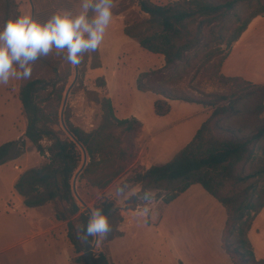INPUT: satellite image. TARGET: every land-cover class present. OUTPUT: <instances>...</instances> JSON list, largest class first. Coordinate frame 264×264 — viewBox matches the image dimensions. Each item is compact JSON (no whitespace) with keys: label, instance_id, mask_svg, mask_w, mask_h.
<instances>
[{"label":"trees","instance_id":"16d2710c","mask_svg":"<svg viewBox=\"0 0 264 264\" xmlns=\"http://www.w3.org/2000/svg\"><path fill=\"white\" fill-rule=\"evenodd\" d=\"M133 2L147 18L126 25L124 34L147 51L163 55L165 61L163 68L141 73L137 79L139 91H151L162 97L153 102L154 114L167 116L171 112L170 100L210 107L211 113L193 139L171 160L148 169L133 170L124 179L119 189L126 182L124 191L138 185L141 187L138 194L127 200V209L135 210L141 205L138 202L143 199L145 190L150 201L152 190L163 185L168 189L169 185L178 183L168 197L156 194L168 204L192 185H200L226 210L222 247L232 263L264 264L263 259H256L248 237L254 220L264 208V84L221 73L233 46L256 18L264 17V0H176L167 5H158L151 0ZM16 8L15 0H0L3 22L20 15L17 10L12 13ZM211 35L212 39L206 41ZM98 64L94 67L100 66ZM213 65L218 81L231 84L235 91L230 94H196L198 89L185 90L181 86L189 75L194 77ZM169 67L173 70L163 72ZM52 73L57 74V79L50 82L38 76L20 81L19 100L27 120L24 137L40 153L49 154L47 162L29 173L26 184L34 186L42 182L52 187L50 198H60L64 206L62 211L56 212V218L66 222L68 237L76 252L80 253L81 242L74 233L75 224L79 223L81 229L90 213L81 211L72 191L71 179L80 166L82 154L79 146L61 129L59 115L70 73L67 69L60 75L57 67H52ZM153 76H158L159 81L150 79ZM99 86L104 87L105 82L102 80ZM96 100L101 105L102 114L101 123L95 130L86 132L75 126L67 111L63 118L90 157L81 176H86L98 187H104L131 162L124 143L141 127V122L135 117L118 118L107 93L101 100ZM44 138L51 141L47 147L41 143ZM16 143L8 141L0 145V165L6 162ZM252 162L258 163L256 168L244 174V166ZM24 184L18 181L16 187L21 190ZM239 184L246 185L228 189L230 185ZM42 201L26 199L25 204L37 206ZM98 206H103L112 229L106 240L121 237L120 226L124 217L120 207L105 197L100 198L94 208ZM93 239L89 237L83 242L87 246ZM95 262L108 264L103 253Z\"/></svg>","mask_w":264,"mask_h":264},{"label":"rangeland","instance_id":"374dc122","mask_svg":"<svg viewBox=\"0 0 264 264\" xmlns=\"http://www.w3.org/2000/svg\"><path fill=\"white\" fill-rule=\"evenodd\" d=\"M15 1L17 8L13 9L12 13L17 10L20 15H32L30 0ZM153 1L168 2V0ZM32 2L34 18L40 22H46L58 11L70 10L77 14L81 10V0H32ZM113 12V19L106 29L105 38L96 53L97 57L94 52L83 54L82 62L78 65L76 80H74L75 66L70 65L63 58V54L57 55L55 52L41 58L32 66L31 78L38 76L50 82L57 79V74L52 73V67H57L60 75L68 69L70 76L66 80L59 115L61 118L63 110L64 117L67 111L71 122L86 132L95 130L100 125L102 109L96 99L101 100L106 93L111 98L116 116L120 117L125 112L124 117H132L136 114L142 120L137 118L141 122V127L124 143L131 162L104 187H98L86 176H81L90 161L87 152L86 165L77 175L84 163V152L79 147L82 154L81 162L71 179V186L73 191L75 181L76 195L74 192L73 194L81 211L86 210L90 213L95 203L105 197L114 200L124 217L120 226L123 231L121 237L113 241L97 238L94 259L103 253L108 264H179L163 241L158 228L150 224L152 214L158 218L166 205L163 197L160 198L156 194L168 197L178 183L169 185L168 189L163 185L158 190H152L153 198L150 201L139 199L138 203L141 205L135 210L127 209V200L132 195L138 194L140 185L123 192L119 190V186L133 170L148 169L152 165L171 160L193 139L202 123L210 116L211 108L173 101V111L168 118L156 116L153 102L162 97L151 91L147 94L150 97H139L143 94L139 93L137 79L141 73L163 68L164 57L142 49L137 41L124 34L126 25L147 18L133 0H116ZM3 17L1 13L0 24L3 22ZM218 25L217 23L215 29ZM211 39L212 35L206 41ZM97 63L100 66L94 67ZM207 67L194 77L189 75L181 86L185 90L198 89L196 94L200 92L230 94L236 90L231 84L226 85L218 81L213 73L214 65ZM172 70L173 68L169 67L163 72ZM158 78V76L150 77L153 81H159ZM102 80L105 82L104 87L99 86ZM20 81L12 79L7 85L0 86V145L8 141L17 142L5 162V167L0 168V248L6 246L0 251V264H86L82 256L86 245L79 238L81 235L79 223L76 222L74 233L81 242L80 253L76 252L68 237L66 222L57 221L56 212L62 211L64 206L60 198H50L52 187L42 182L34 186L26 184L29 173L47 162L49 154L40 153L24 137L27 120L19 100ZM70 87L63 109L64 99ZM60 127L69 136L63 129L62 123ZM41 143L47 147L51 141L44 138ZM257 164V162L246 164L244 174L253 171ZM240 171L242 172L243 169L241 168ZM18 181L25 183L21 190L16 187ZM243 185H230L228 189ZM26 199L43 201L37 206H27ZM144 207H148L149 211L148 215L143 217L137 211H142ZM36 220L42 224L46 232L35 234ZM8 226H12L10 232L5 231Z\"/></svg>","mask_w":264,"mask_h":264},{"label":"crops","instance_id":"0c3cea01","mask_svg":"<svg viewBox=\"0 0 264 264\" xmlns=\"http://www.w3.org/2000/svg\"><path fill=\"white\" fill-rule=\"evenodd\" d=\"M151 1L158 5H167L176 0H168L165 3ZM221 73L227 77H242L255 84H264V17L256 18L233 46L222 65ZM139 93L143 94L139 97L147 98L148 96V92L139 91ZM173 101L175 100L169 101L171 112L165 116L167 118L173 111ZM124 113L120 117L117 116L119 118L135 117L141 120L136 114L132 117H124ZM0 166L4 168L5 163ZM137 212L142 213L143 210ZM141 216L144 217V215ZM226 220L227 213L223 205L200 185H192L172 202L166 204L158 218L152 214L150 224L158 228L163 241L179 264H233L222 247V234ZM34 229H36L35 234L44 231L38 220L34 222ZM11 230L12 226H8L5 231ZM248 237L254 247L256 259L264 260V208L254 220ZM3 247L0 251L5 249Z\"/></svg>","mask_w":264,"mask_h":264},{"label":"clouds","instance_id":"9594fccd","mask_svg":"<svg viewBox=\"0 0 264 264\" xmlns=\"http://www.w3.org/2000/svg\"><path fill=\"white\" fill-rule=\"evenodd\" d=\"M116 0H81V10L52 14L40 22L30 14L7 18L0 24V86L10 80H29L33 65L55 51L70 65H79L83 54L98 51L110 25ZM127 182L119 189L123 192ZM143 199H150L145 190ZM144 207L140 215L148 214ZM112 229L103 206L90 211L86 225L80 229V239L107 238Z\"/></svg>","mask_w":264,"mask_h":264},{"label":"water","instance_id":"95a60500","mask_svg":"<svg viewBox=\"0 0 264 264\" xmlns=\"http://www.w3.org/2000/svg\"><path fill=\"white\" fill-rule=\"evenodd\" d=\"M30 3H31V6H32V16L34 17V4L32 2V0H30ZM75 66V79H77V76H78V65H74ZM75 83V81L72 83L71 87L73 86V84ZM71 87L68 89L67 93H66V97L64 99V103H63V109L65 107V103H66V99H67V96H68V92L69 90L71 89ZM63 110L61 112V123H62V127L63 129L67 132V134L70 136V138L82 149V151L84 152V163L82 165V167L80 168V170L78 171L77 175L82 171V169L85 167L86 165V161H87V153H86V150L85 148L83 147V145L76 139V137L70 132V130L67 128V126L65 125V122H64V119H63ZM76 175V177H77ZM73 192L74 194L76 195V188H75V181L73 183ZM97 243V238L95 237L94 239V242H90L87 244L86 246V250L85 252L83 253V258L85 259L86 261V264H97L95 262V259H94V246L96 245Z\"/></svg>","mask_w":264,"mask_h":264}]
</instances>
